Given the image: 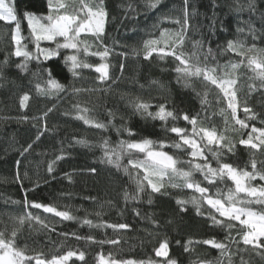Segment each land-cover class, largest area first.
<instances>
[{
    "label": "trees",
    "instance_id": "trees-1",
    "mask_svg": "<svg viewBox=\"0 0 264 264\" xmlns=\"http://www.w3.org/2000/svg\"><path fill=\"white\" fill-rule=\"evenodd\" d=\"M6 2L17 9L21 35L24 37L22 43L35 55V45L30 37L27 21L23 19V12L28 10L39 16L47 15V0ZM236 2L237 0H215L216 7L213 8V0H191L189 7V12L192 13L189 21L191 28L188 32L189 39L184 46L185 51H193V40H203L204 51L210 46L216 54L215 60L209 59L208 66L214 67L218 64L221 69L219 75L231 73V63L241 61L242 57L231 51L221 53L217 45L226 46L228 40L240 39L248 47L255 44L257 49H264V20L261 18L264 13V0H256L255 13L247 9L236 11ZM246 2L247 0H239L242 4ZM146 3L147 0H104L108 12L104 44L113 49L107 59L111 65L109 73L112 79L104 84H100L97 80L99 74L92 69L81 70V77L73 80L63 59L65 55L71 54L72 50L61 49L58 57L47 62H43L42 58L41 63L32 59L28 61V70L21 71L16 65L24 58L12 55L16 48L11 39L15 23L0 21V231H4L5 238H11V232L15 229V245L26 248L28 255L35 257L42 254L41 258L51 260L53 256H62L72 250L77 254L83 251L85 259L81 261L73 256L66 264H99L98 255L117 261L140 262L151 259L159 264H166L167 258L157 257L154 249L159 247L161 241L167 239L169 258L175 259L177 264H205L220 257L219 250L195 243L211 238L224 241L228 235L225 228L211 226L209 213L214 210L202 203L200 211L203 214L198 215L197 207L192 203L185 204L183 211L177 203V200L187 201L193 196L199 197V193L183 187L179 178L174 179L172 183H180V187H172L165 178L161 192L152 193L151 189L146 187L138 199L125 200V192L129 197L136 194L133 177L137 170L128 165V156L121 160L119 169L106 160L102 162L104 139L110 142L109 147H115L120 140L151 139L156 141L157 145L160 141L165 142L167 146L162 150L177 157L182 161L179 166L187 169L186 162L191 157L186 151L170 146L178 137L166 129L175 125L191 131L192 126L183 119L173 121L168 118L165 122L153 119L147 114L155 113L160 104H164L169 111L175 110L178 115L188 113L194 116L200 113L202 118L210 117L202 121V126L215 127L218 132H223L235 142L234 153H227L221 158L222 162L252 171L251 161L254 158L257 169H264V146L252 149L239 144L240 139L248 138L253 126L264 128V87L247 66V60L235 70L233 78L237 79L235 87L238 97L242 102H247V106L257 118L247 119L242 107L239 108L238 118L245 119L249 125L248 128H240L232 121L231 110H228L226 127L225 117L220 113V109H226L227 102L215 85L204 81L202 77H193L187 83L184 80L178 82V74L174 69L179 62L171 56L161 59L153 53L149 59L144 58L145 40L159 38L163 29L179 31L180 25L173 20L183 19L184 0H161L155 9L148 8ZM165 16L171 19H164ZM240 21H250L257 29L258 38L253 40L247 24L239 23ZM238 26L245 29L243 33H237ZM86 38L90 43L93 42L91 36ZM54 44L55 42H41L42 47L55 48ZM92 50H96L95 46ZM6 56L7 65L3 64ZM81 58H84L83 53ZM87 61L93 64L101 63L97 56H88ZM121 63L125 65L123 72ZM43 67L54 68V75L62 84L74 83L77 88L100 87L106 90L81 92L78 95H73L70 91L40 95L36 91V84L39 82L46 86L44 82L47 80V74H33ZM25 93L29 95V100L26 106L21 108L20 97ZM205 93L209 104L202 107L201 98ZM138 102L150 105L147 112H136L134 105ZM76 104L88 108V114L108 125L107 129H97L77 119V111L74 108ZM49 108L53 111L47 116L48 130L41 135L40 130L45 122L32 118L42 115ZM110 111L114 116H109ZM23 116L29 119H21ZM125 128L131 129L134 135L129 136L124 131ZM117 129H120L119 134ZM38 135L40 138L37 140ZM256 135L253 133L254 137ZM79 140L86 143H78ZM29 143L33 144L32 149L21 156L22 149ZM58 156L62 158L57 159ZM133 158L143 159L144 156L134 153ZM208 159L213 167L218 166L210 154ZM18 160L21 161L19 167ZM50 163L53 167L51 174L48 172ZM125 167L131 175L125 173ZM90 168L96 169V173L89 172ZM18 174L20 179H17ZM140 175L142 177L143 173ZM193 179L200 182L201 186L208 187L214 198L218 193L222 196L229 188H233L232 182L227 178L210 185L199 172H194ZM251 183L255 186L264 185V181L259 178ZM25 189L28 191L25 192ZM25 199L29 202L27 206ZM33 201L54 206L58 211H67L74 218L63 220L53 213L44 212L42 208H34L31 206ZM262 208L264 206H254V209ZM29 213L33 217H40L48 228L36 223L34 219L26 220L20 225L18 218ZM215 215L223 219L218 213ZM85 219L92 221V224L83 223ZM119 223H125L129 227L114 230L106 226ZM232 223L236 227L231 230V235L240 240L237 233L246 229H242L237 221ZM65 233L68 235H62ZM76 236H92L95 241L118 240L119 243H93L86 239H76ZM190 238L194 243L186 252L183 245ZM177 240L181 242L179 245ZM237 248L247 250L240 252ZM230 249L235 253L232 256V264H241L242 259L248 264H264V258L250 245L230 244ZM31 264H35L34 259ZM224 264H227V258H224Z\"/></svg>",
    "mask_w": 264,
    "mask_h": 264
},
{
    "label": "snow or ice",
    "instance_id": "snow-or-ice-1",
    "mask_svg": "<svg viewBox=\"0 0 264 264\" xmlns=\"http://www.w3.org/2000/svg\"><path fill=\"white\" fill-rule=\"evenodd\" d=\"M48 2V14L39 16L31 11L24 10L23 19L27 21L28 28L30 30V37L35 44V55L27 50L26 45L22 43L24 37L21 35V24L18 16L17 9L10 6L6 0H0V21L8 23H15V27L12 30L11 39L15 43L16 48L12 55L16 57H23V61L16 65L21 71L28 70V61L36 59L38 63L52 60L60 55V50H72L71 54L63 57L65 67L68 72L72 74L73 80L81 77V70L92 69L99 75L97 80L100 84H104L106 81L112 79L109 73L111 65L107 62L108 57L111 55L113 49L104 44V38L106 36L105 24L108 17L104 0H47ZM161 0H147L146 6L151 9L157 8V5ZM191 0H184L183 6V19H175L174 23L180 25L179 31L171 32L168 29L160 31L159 38L145 40L143 42L144 58L149 59L153 53L160 56L161 59L171 56L179 62L174 71L178 74V82L184 80L185 83L193 77H202L204 81L215 85L221 93H223V99L227 102V108H221L220 113L225 117V126H228V110L230 111L231 119L240 128H248L249 125L245 119H240L237 116V111L242 107L243 112L247 119H256L257 115L252 112V109L247 106L246 101H241L238 97V90L235 87L237 79L233 78L235 70L240 68L244 60H247V66L255 73L256 79L261 82V86L264 87V49H257L255 44L250 47L246 46L243 40H228L226 46L217 45V48L221 53L234 52L241 56V61L237 63H231V73H225L219 75L221 71L220 66L217 64L214 67H209V59H216L214 50L209 46L207 51H204L203 40H193V51L188 53L185 51V43L189 39L188 32L191 28L189 23L192 13L189 12ZM213 8L216 7L215 0H213ZM249 10L255 13L256 0H247L246 3H239L237 0L235 4L236 11ZM164 19H171V17L165 16ZM262 20H264V13L261 14ZM239 23L247 24L248 32L252 34L253 40L257 39V29H255L250 21H240ZM215 33V28H212ZM243 27H237V33L244 32ZM84 34V37H82ZM264 34V33H262ZM91 36L93 42H89L86 38ZM42 41L55 42V48L42 47ZM163 46H160V45ZM95 46L96 50H92ZM102 49V50H101ZM256 52L257 55H249ZM81 53L83 57L81 58ZM120 55L126 56V53H120ZM88 56L99 57L101 63L93 64L87 61ZM202 57V59H201ZM8 57H5L3 64L7 65ZM125 65L120 64L121 72H123ZM227 67V66H226ZM55 69L52 67H43L39 69L34 76H41L42 73L47 74V80L44 82L46 86H42L41 83L36 84V91L40 95H51L53 92L62 93L70 91L73 95H78L81 92H97L104 91L106 89L100 87L93 88H77L75 84L65 85L59 82L54 75ZM118 79V78H117ZM113 83L115 80L113 79ZM197 95H200L197 93ZM29 100V95L25 93L20 97V107L24 108L26 102ZM219 100V97H218ZM205 104H209L207 99V93L201 98L202 107ZM137 113L143 114L147 112L150 105L146 102H138L134 105ZM77 111L76 118L84 121L97 129L106 130L108 125L97 120L95 117L90 116L89 109L82 108L79 104L74 105ZM158 110L155 113L147 112L153 119H159L161 121H167L171 118L173 121L178 119L185 120L190 124L191 131L187 128L173 125L171 128H167V131L174 133L178 140L173 142L170 146L177 150H184L187 155L191 157L186 163L189 164L187 169L180 167L182 163L174 155L163 151L167 145L165 142L160 141L157 145L156 141L151 139L141 140H120L115 147H109L110 142L107 139L103 141L104 158L107 163L115 165L118 169L121 167V160L128 156V165L132 169L137 170L136 175L133 177L136 183V194L129 197L125 192V200L138 199L139 195L145 191V188H150L152 193H159L164 188L165 178L171 183L172 187H180V183H172L176 178L182 182L183 187L192 189L195 193H199V197L193 196L190 200H177V203L183 206L187 203H192L197 207V214L202 215L200 211L202 203H206L213 213H209V219L211 220V226L221 227L228 230V235L225 236L224 241H219L214 238L205 239L202 241H195V243H202L209 245L212 248L219 250L220 257L214 262H205V264H224V258H227V264H232V256L235 255L230 249V244L239 245L243 243L245 246H251L254 251L262 258H264V208L256 210L250 205L256 204L264 206V185L255 186L251 182L259 178L264 181V169H257L256 160L253 158L251 161L252 171L246 169H240L233 166L230 163L222 162V157L227 153H234L235 142L228 138L223 132H218L215 127H204L202 121L204 119H210V117H201L200 113L196 115H190L183 113L178 115L175 110L169 111L164 104L157 106ZM53 109H47L42 115L33 117L34 120H43L44 127L40 130L42 135L44 131H47V116ZM109 116H114V113L109 112ZM23 120L29 119L27 116L21 117ZM111 120L109 121V124ZM124 131L129 136L134 135L131 129L125 128ZM120 129H117L119 134ZM253 133L257 134L255 137ZM39 135L36 137L38 140ZM258 141V142H254ZM78 143L84 144L86 141L79 140ZM239 144L248 146L252 149H259L264 146V128L252 127L251 133L248 134L247 139H240ZM187 146V147H185ZM33 144L29 143L27 147L21 151V156L28 153L32 149ZM187 149H191L187 151ZM134 153L143 154L144 158H133ZM211 155L212 159L216 160L217 167H213L209 161L208 156ZM62 157L58 156L57 159ZM199 161H202L199 162ZM21 164V161H17V166ZM53 171L52 163L49 164L48 172L51 174ZM91 173H96V169H88ZM125 173L129 172L127 167L124 168ZM143 173L142 177L140 173ZM194 172H199L204 177V180L208 184H215L217 181H224L225 178L230 180L234 185V188H229L222 196L218 193L214 198L210 194L208 187L201 186L200 182L193 179ZM27 172H25V177ZM17 179H20L19 174ZM146 182V183H145ZM39 186L38 184L36 185ZM28 190L25 189V192ZM243 194V196H241ZM27 199H25V206L28 205ZM151 203V199H149ZM31 206L37 209H43L44 212L53 213L54 215L61 217L63 220H71L74 217L67 211H58L56 207L51 205H45L41 203L31 202ZM135 211V210H134ZM215 213L219 214L220 218H217ZM137 214H139L137 212ZM35 220L36 223L42 225L44 228H48V225L40 219V217H33L31 213L27 216H21L18 218V223L23 225L26 220ZM232 221H237L242 229H246L237 234L240 236V240H236V237L231 235V230L236 227ZM85 224H92V221L85 219ZM107 227H111L114 230L127 229L129 225L125 223L108 224ZM17 231L14 229L11 232V238H5L4 231H0V264H31L33 259L35 264H66V262L73 256H76L79 260L85 259V253L80 251L78 254L76 251L69 250L62 256H53L51 260L41 258L42 254H37L35 257L27 254L26 248H19L15 245V237ZM67 236L68 234H62ZM74 235V234H73ZM76 239H86L93 243H109L118 244V240L108 241H95L92 236L79 237ZM179 245L181 242L176 241ZM194 241L190 238L183 245L185 251H189L190 245ZM247 248H237V251H246ZM157 257H165L166 264H177L175 259L169 258V241L167 239L159 243V247L154 249ZM99 264H159L151 259L148 261H117L115 259H105L103 255H98ZM241 264H248V262L241 260Z\"/></svg>",
    "mask_w": 264,
    "mask_h": 264
},
{
    "label": "rangeland",
    "instance_id": "rangeland-1",
    "mask_svg": "<svg viewBox=\"0 0 264 264\" xmlns=\"http://www.w3.org/2000/svg\"><path fill=\"white\" fill-rule=\"evenodd\" d=\"M35 45V44H34ZM55 45V44H54ZM56 46V45H55ZM188 167H189V164H188ZM233 188H234V185H233ZM241 196H243V194H241ZM252 208H254V206H257L256 204H252V205H250ZM256 210H258V209H256ZM163 258V257H162Z\"/></svg>",
    "mask_w": 264,
    "mask_h": 264
}]
</instances>
